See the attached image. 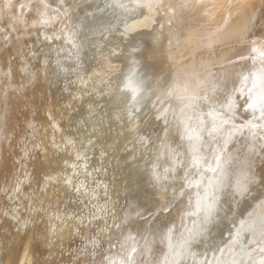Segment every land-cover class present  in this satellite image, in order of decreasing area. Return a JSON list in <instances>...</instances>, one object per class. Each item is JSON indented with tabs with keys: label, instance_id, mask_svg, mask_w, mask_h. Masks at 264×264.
<instances>
[{
	"label": "bare ground",
	"instance_id": "6f19581e",
	"mask_svg": "<svg viewBox=\"0 0 264 264\" xmlns=\"http://www.w3.org/2000/svg\"><path fill=\"white\" fill-rule=\"evenodd\" d=\"M140 5L141 22L132 28L141 30L130 40L129 50L116 56L99 53L100 59L90 68L82 59L76 61L77 89L103 96L107 105L106 122L94 123L100 132L87 147L94 153L85 163L108 183L115 180V151L124 142L119 135L129 131L116 117L130 102L127 81L132 73L138 72L137 85L147 99L180 106L188 94L210 85L215 87L214 101L228 97L233 103V112L218 111L230 120L227 157L233 164L225 165L226 156L220 157L210 167L217 169L216 174L203 173L195 180L205 188L217 177L225 178L218 197L220 216L210 224L214 226L228 209L241 206L250 216L264 215V154L257 166V156L264 153V0H130L117 11ZM80 26L75 0H0V264H107L99 255L73 252L88 231L81 219L71 215L75 207L84 206L85 197L78 202L69 195L73 179H84L79 161L84 158L86 138L73 135L69 122L73 104L67 97L60 57L65 48L74 47ZM104 80L108 84L102 88ZM181 120L182 116L175 124ZM162 123L156 116L142 118L139 129L147 126L167 145L185 152L186 138L172 133L175 125L169 130ZM190 157L199 159L194 148ZM162 162L168 163L167 157ZM248 167H254L255 175ZM240 176L245 180L252 176V181L234 196L232 190L242 185ZM131 177L136 178L135 185L128 191L109 186L122 216L115 239L124 247L129 234L148 229L149 245L156 253L162 227L177 210L146 225L139 216L150 208L155 193L150 178L136 169L119 182ZM202 199L205 210L215 211L207 193ZM222 228L211 237L222 236ZM236 239V232L226 234L225 257ZM211 254L206 251L203 259L210 262Z\"/></svg>",
	"mask_w": 264,
	"mask_h": 264
},
{
	"label": "rangeland",
	"instance_id": "374dc122",
	"mask_svg": "<svg viewBox=\"0 0 264 264\" xmlns=\"http://www.w3.org/2000/svg\"><path fill=\"white\" fill-rule=\"evenodd\" d=\"M129 3L130 0H119V3L109 0H75L80 14L81 32L74 41V47L65 48L60 57L64 67L63 76L68 83L67 97L73 104L69 112L73 135L86 138L84 158L79 161V174L84 179H73L69 189V195L78 202L81 196L86 200L82 203L84 206L78 209L75 207L71 213L73 218L81 219L88 230L75 247L74 255L80 252L89 256L99 255L107 264H264V215L250 216L247 207L241 206L228 209L226 215L217 219L212 226L211 220L220 216L218 209L222 207V201L218 197L225 178L217 177L205 188L196 185V178L203 173L216 174L217 169L211 171L210 167L218 158L226 156L224 164H233L227 157L228 142L232 137V133L228 137L230 132L227 129L230 120L218 114V111L233 112V103L228 97L221 103L214 101L212 96L215 87L207 85L188 94L184 105H174V102L166 103L161 99H147L143 88L137 85L138 72L132 73L127 81L131 93L130 102L121 117H116L117 123L129 127L128 134L119 135L124 142L122 148L115 151L118 161L117 179L108 183L102 176H97L95 168L85 163L94 153L93 148L87 147L92 145L100 132L93 127L94 123L98 121L99 126V123L106 122L107 105L103 96L96 97L90 90L81 92L77 89L73 82L76 61L82 59L85 67L90 68L100 59L99 53L108 51L116 56L131 48L130 40L140 34L141 30L133 29L132 24L141 22L142 7L140 5L127 11H117ZM107 84L108 80H104L100 87L104 88ZM87 104L92 105L91 110L86 109ZM162 105L165 106L158 113ZM153 116L162 120L164 129L170 130L175 125L172 133L179 138H186L185 152L167 145L164 138L153 135L147 126L143 130L139 129L142 118ZM181 116V123L176 125ZM193 129L195 132L188 136V132ZM193 148L199 156L196 162L190 157ZM260 154L261 157L257 156L258 161L256 159L257 166L263 162L264 153L261 151ZM164 157H167L168 163L162 162ZM135 169L150 178L155 193L150 208L139 216L146 225L157 222L158 215L177 210L175 217L162 227L156 253L151 251V234L148 229L133 231L124 247L115 239L114 232L122 216L113 203L109 186L120 185L128 191L135 185L136 178L131 177L123 183L119 181ZM248 172L251 175L256 173L254 167H248ZM241 177L237 180L242 185L232 190L234 196L252 181V176L247 180ZM205 193L207 199L215 203L213 212L205 210L200 201ZM78 202L74 203L78 206ZM196 203H201V207H196ZM221 226L222 236L211 237ZM211 228L214 229L210 232ZM231 231L236 232L237 239L231 244L234 248L225 257L228 248H225L224 238ZM206 251L212 252L210 262L203 259Z\"/></svg>",
	"mask_w": 264,
	"mask_h": 264
}]
</instances>
